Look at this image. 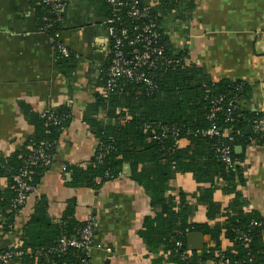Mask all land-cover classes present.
Instances as JSON below:
<instances>
[{"label": "trees", "instance_id": "obj_1", "mask_svg": "<svg viewBox=\"0 0 264 264\" xmlns=\"http://www.w3.org/2000/svg\"><path fill=\"white\" fill-rule=\"evenodd\" d=\"M32 1L41 31H45L49 39H57L56 34L64 31L65 14L62 22L46 30L45 19L55 17L50 7L43 5V0ZM90 1L104 22L112 20L110 25L118 32L125 28L133 37L136 25L154 26L158 36L151 44L141 43L133 48L125 43V55L130 57L133 50L145 52V48L162 49L163 54L161 57L152 55L154 65L141 66L137 71L145 74L152 85L125 78L108 90V73L115 52V41L110 40L109 62L102 69L94 100L83 115L98 147L87 164L65 165L69 174L65 186L75 191L90 189L96 192L107 182L118 179L128 165L130 180L146 193L152 210L151 215L144 218L138 235L150 253L163 254L150 264H264V218L257 212L245 210L246 200L239 190L246 182L242 167L246 149L264 146V132L256 130L264 113L244 107L241 90L246 89L247 84L231 79L213 80L205 67L190 62L186 46L172 43L168 24L174 22L186 28L192 21L196 3L157 0L149 4L147 17L137 20L129 16L134 0H121L124 6L120 8L112 7L108 0ZM51 46L58 64L64 66L66 72L72 71L75 68L73 54L65 56L54 44ZM220 98L223 101L217 107L221 112L211 120L214 103ZM234 100L239 108L228 116L229 103ZM28 118L34 127L33 135L18 151L0 157V239L16 230L15 177L28 168L34 186L38 187L51 167L33 165L31 159L38 149L49 145L46 151L54 164L57 143L72 123L71 110L67 106L45 115L30 114ZM212 124L218 126L220 136L206 134ZM182 140L189 145L180 147ZM223 146L232 149V158L238 162L236 167L228 169L222 161L218 149ZM237 147L242 148V153L236 152ZM180 175L193 177L198 185L196 193L191 195L179 190L171 194V184ZM220 182L224 184L225 194L234 197L224 215L225 222L211 226L209 222L222 214L221 204L215 199ZM194 199L207 205V222L192 221L196 212ZM76 207L77 200L70 199L62 218L54 221L48 213V199L40 197L22 228L16 251L23 255L15 263L89 264L86 251L69 248L63 252L58 248L60 239L79 238L87 226L86 221L77 218ZM191 233L209 236L212 245L200 254L185 255L187 236ZM242 235L247 236L249 242L243 241ZM222 237L231 244L225 251L221 248ZM177 242L182 246L178 247ZM11 250L14 249L2 248L0 253Z\"/></svg>", "mask_w": 264, "mask_h": 264}, {"label": "crops", "instance_id": "obj_2", "mask_svg": "<svg viewBox=\"0 0 264 264\" xmlns=\"http://www.w3.org/2000/svg\"><path fill=\"white\" fill-rule=\"evenodd\" d=\"M183 1H194L197 7L186 28L168 24L172 43L186 46L190 62L205 67L213 80L247 84V90H241L244 107L264 113V0ZM149 2L153 5L157 0ZM63 29L60 40L75 57V68L67 72L58 64L48 36L40 29L33 1L0 0V157L15 153L33 135L28 115H45L67 106L72 120L57 143L54 164L16 220V230L0 239V250L19 243L37 200L45 196L54 221L62 218L70 199L77 200L80 221L95 217L91 264H150L163 254L150 253L138 235L152 210L146 193L130 180L128 165L118 179L96 192L65 186L69 180L65 165L87 164L98 147L83 115L109 62L111 42L104 18L90 0H68ZM188 145L186 140L179 143L182 148ZM236 151L242 153V148ZM242 167L246 182L239 190L246 200L245 210L264 218V146L248 147ZM219 185L215 199L221 204L222 214L209 222L211 226L225 222L224 215L234 197L225 194L222 182ZM171 188V194L182 190L193 195L198 185L191 175H180ZM192 202L196 206L192 221L207 222V205L195 199ZM202 242L203 247L189 250L190 255L212 245L210 237L203 234ZM230 246L222 237V250Z\"/></svg>", "mask_w": 264, "mask_h": 264}, {"label": "built area", "instance_id": "obj_3", "mask_svg": "<svg viewBox=\"0 0 264 264\" xmlns=\"http://www.w3.org/2000/svg\"><path fill=\"white\" fill-rule=\"evenodd\" d=\"M150 0H134L133 5L129 11V16L133 19L141 20L145 19L149 12V2ZM43 5L49 6L51 9L52 15L55 17L53 20L45 19L47 23L45 29H52L54 27V23L62 22L63 16L68 9V0H43ZM108 4L114 8H120L124 6V3L121 0H108ZM142 5L143 7H140ZM106 26L107 33L109 35L110 40L115 41L114 44V57L109 69L108 73V81H107V89L111 90L115 87L116 82L121 79H130L136 81H144L148 85H152V82L148 79V77L143 73H138V69L144 65L153 66L154 62H151L152 55L162 56L163 50L154 48L149 50V48H145V52H140L137 50H133L130 52V57L125 55L123 51V47L125 43H127L131 47H135L138 44L146 43V45H150L152 39L156 38L158 35L153 30L154 26L152 25H136L132 30L134 32L133 37L129 35V31L127 29H122L121 31H117L116 28L110 24H113V21L104 22ZM44 29V30H45ZM45 33V31H43ZM63 33H57L55 38H50L49 41L51 44H54L57 47L58 51L63 55H68V50L65 45L61 42L60 38ZM118 34L120 37H118ZM170 64V62H168ZM223 101V98H220L215 101L210 119L213 120L217 113L221 112V108L217 105ZM236 100L231 101L229 103V109L227 111V115L230 116L234 110L239 108L238 104H236ZM256 130L260 132H264V118L258 120L256 125ZM210 136H220V130L216 124H212V127L206 133ZM49 145H46L44 148L38 149L35 153V156L31 159L33 165L41 164L45 168H49L52 166L53 162L51 156L47 153V149ZM221 154L222 161L229 168H234L238 165V162L232 158V149L229 146H223L218 149ZM15 182L17 185V197L15 199L14 207L17 211L16 218H20L26 211L29 205V200L31 194H33L38 187L33 184V176L32 172L27 168L22 170L16 177ZM1 215V211H0ZM94 222L95 217L91 216L86 221L87 226L83 229L80 234V237L73 238H62L59 241L58 248L60 251H66L69 248H77L83 251H86L87 257L90 259L89 264H91L92 252H93V238H94ZM241 239L245 242H249V238L245 235H242ZM177 246L181 247L182 243L177 242ZM14 250L5 252L3 254L0 253V262L3 264H7L10 262H15L16 259L23 255V252L16 251L19 248V244L11 247ZM185 255H190V251L188 250Z\"/></svg>", "mask_w": 264, "mask_h": 264}, {"label": "water", "instance_id": "obj_4", "mask_svg": "<svg viewBox=\"0 0 264 264\" xmlns=\"http://www.w3.org/2000/svg\"><path fill=\"white\" fill-rule=\"evenodd\" d=\"M237 152V151H236ZM240 153V152H237ZM193 244V246L191 245ZM187 247L188 250L197 251L203 247L202 234L200 233H191L187 236Z\"/></svg>", "mask_w": 264, "mask_h": 264}]
</instances>
